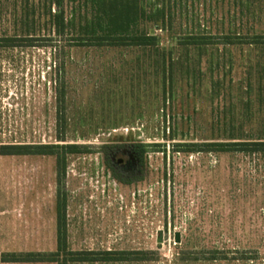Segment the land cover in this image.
<instances>
[{
  "label": "rangeland",
  "instance_id": "obj_1",
  "mask_svg": "<svg viewBox=\"0 0 264 264\" xmlns=\"http://www.w3.org/2000/svg\"><path fill=\"white\" fill-rule=\"evenodd\" d=\"M142 3L154 45L74 40L71 0L65 35L0 48V145L57 146L0 154V264H57L5 260L56 252L59 222L67 252L126 258L68 264H264V151L216 145L264 141V0ZM25 6L0 0V36Z\"/></svg>",
  "mask_w": 264,
  "mask_h": 264
},
{
  "label": "trees",
  "instance_id": "obj_2",
  "mask_svg": "<svg viewBox=\"0 0 264 264\" xmlns=\"http://www.w3.org/2000/svg\"><path fill=\"white\" fill-rule=\"evenodd\" d=\"M71 0H38V2L30 4V0L26 2L25 16L16 18L15 22L20 26V32L13 35L0 36V48H12L25 43L32 42L35 38L36 26L39 24L49 27L55 31L57 35H65L68 25L71 24L72 18L67 17L66 3ZM75 1V0H73ZM143 0H90L92 6L91 17L86 18L85 31L86 33L72 36L74 40H79L81 43L93 41L98 46L104 45H138L148 46L154 45L157 42L156 36L148 34H137L131 32L137 24L139 14L145 13ZM32 12H31V11ZM30 13L33 17L31 18ZM37 14V18H36ZM72 17V16H71ZM42 29V28H41ZM194 37V36H193ZM188 38V44L194 45L195 39ZM207 37H205L206 39ZM222 150L233 147L235 151H264V141H239L231 143L216 144ZM57 146L51 144L41 145H22V144H1V155H21V154H50ZM72 148L74 146H68ZM59 238L58 250L46 254H28L26 256H8L5 261H25V262H56L57 264H68L70 261H119L126 260L123 258V253L105 251L100 253L94 252H67V243L62 232L61 223L59 222ZM147 252L133 251V261L152 260L147 256ZM213 259V258H212ZM216 259V258H214Z\"/></svg>",
  "mask_w": 264,
  "mask_h": 264
}]
</instances>
